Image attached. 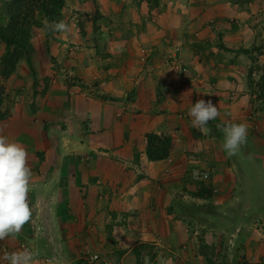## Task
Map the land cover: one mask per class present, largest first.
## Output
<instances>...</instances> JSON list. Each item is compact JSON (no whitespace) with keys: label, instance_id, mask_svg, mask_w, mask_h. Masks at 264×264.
<instances>
[{"label":"crops","instance_id":"1","mask_svg":"<svg viewBox=\"0 0 264 264\" xmlns=\"http://www.w3.org/2000/svg\"><path fill=\"white\" fill-rule=\"evenodd\" d=\"M64 1L68 31L30 41L34 107L1 109L0 135L28 153L32 216L0 241V264L22 248L53 264H206L203 245L227 246L226 264L263 260L264 109L248 94L249 59L232 53L248 48L232 33L245 12L232 0ZM27 72L20 61L11 80L28 86ZM200 99L220 113L208 132L188 115ZM228 123L248 129L232 157L217 128ZM149 135L170 140L166 159L148 160Z\"/></svg>","mask_w":264,"mask_h":264},{"label":"clouds","instance_id":"2","mask_svg":"<svg viewBox=\"0 0 264 264\" xmlns=\"http://www.w3.org/2000/svg\"><path fill=\"white\" fill-rule=\"evenodd\" d=\"M45 29L51 32L66 33L68 25L64 21H44ZM192 127L208 132L209 121L220 113L212 100L200 99L189 109ZM223 133L222 150L228 157L235 156L247 143L248 129L244 123L217 125ZM28 153L20 144L9 142L0 135V241L9 236L16 237L32 216L28 203L29 182L32 176L27 164ZM3 259L8 264H35L33 254L27 250L5 253ZM148 257H145L147 264Z\"/></svg>","mask_w":264,"mask_h":264},{"label":"rangeland","instance_id":"3","mask_svg":"<svg viewBox=\"0 0 264 264\" xmlns=\"http://www.w3.org/2000/svg\"><path fill=\"white\" fill-rule=\"evenodd\" d=\"M182 1L183 3H186L189 7L190 5H192V3H194L191 0H182ZM2 2H4V0H0V5L2 4ZM194 4L197 5V3H194ZM232 6H237V9L240 10V12H245V15L242 16V18H239L238 16L232 17V33L236 32L238 29L242 30V34H243L242 37L244 39L242 43L246 47H248L247 49H244L245 51H248V54L247 55L244 54V55L247 57V59H249L246 64L248 68L247 70L245 69V77H246L247 86H248V94L251 97V102H252V107L254 109V112H257L259 110L262 111V109H264V99H262L263 94H261L260 92L259 84H260V77L264 73V0H232ZM25 14L27 16L29 15L28 9H26ZM33 16H34V20L39 21V17H40V20L42 21H39L38 22L39 25H36L34 21L30 20V23L33 24V26H30V32H31L30 41L32 40V35L36 33L35 29H45L44 27L45 20L41 18L42 16H38L36 11H34ZM99 18L98 16L93 15L91 19L93 28L94 27L100 28V26H96V22L100 20ZM86 22L88 21L81 19L79 20L78 23L83 28ZM5 23H6L5 21H1L0 25L4 26ZM4 46L5 45L0 40V59L4 55V52H5V48H2ZM242 50L243 49L239 47L237 50H232V53H237V55H239V54H242L241 53ZM31 57H32V52H31ZM41 58H44V57H41ZM42 61H45V60H42ZM12 75H10L7 79L0 78V91H1L0 92V115L2 116L5 115L6 112L3 113L1 109L6 110L10 108L14 103L16 102L19 103V101L21 102L22 97L24 98V100H28L29 98V102L33 101L29 105L33 107L35 105L34 99H35L37 92L33 90L31 94L29 93L31 92V89L36 87V85L38 86V81L35 78L36 72L33 68L32 60H31V68L28 66L27 76H29V78L33 80V82L30 81L29 79L28 86H27L28 80H24V78L22 79L21 78L22 76L20 74L18 75L19 78L14 79V81L11 80ZM16 81H18L17 84H16ZM26 91L29 94H27ZM261 204H264V203L262 202ZM198 214L201 215V213H198ZM213 250H216V249H213ZM227 250H228L227 246H225V250L221 248L219 252L213 251L212 255H210V257H212V264H222L226 255H228L226 253H229L227 252ZM215 256L216 258H214ZM227 264L229 263L227 262Z\"/></svg>","mask_w":264,"mask_h":264},{"label":"trees","instance_id":"4","mask_svg":"<svg viewBox=\"0 0 264 264\" xmlns=\"http://www.w3.org/2000/svg\"><path fill=\"white\" fill-rule=\"evenodd\" d=\"M64 0H4L0 5V22L5 21V25H0V40L5 45L4 55L0 59V78L7 79L16 71V66L20 61H24L31 68V42H30V23L34 21L39 25V21L34 20L33 13L37 12L43 20L49 22L60 21L61 11L64 7ZM28 9L29 15L25 14ZM242 54L247 55L248 51L242 50ZM259 89L264 99V73L260 77ZM1 92V91H0ZM4 116V115H3ZM0 115V118L2 117ZM146 156L150 161H161L168 157L170 140L161 138L156 135L148 136ZM187 214L196 219V211L187 209ZM202 222L201 218L196 219ZM213 248L203 245L201 248L202 255L206 258L207 264H212ZM222 264H226L223 261Z\"/></svg>","mask_w":264,"mask_h":264},{"label":"built area","instance_id":"5","mask_svg":"<svg viewBox=\"0 0 264 264\" xmlns=\"http://www.w3.org/2000/svg\"><path fill=\"white\" fill-rule=\"evenodd\" d=\"M193 177L196 180H199V179L205 180V179L209 178V175L208 174H201V175L194 174ZM22 250H27L28 251V249H26V248H22ZM31 253L33 254L35 264H53V262L49 258L41 257L36 252H31ZM89 262L91 264H106L105 262L100 260L98 255L90 256L89 257ZM256 264H264V259L258 261Z\"/></svg>","mask_w":264,"mask_h":264}]
</instances>
